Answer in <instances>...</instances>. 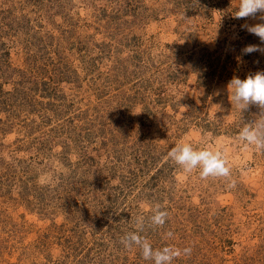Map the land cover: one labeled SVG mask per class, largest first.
Wrapping results in <instances>:
<instances>
[{
    "label": "rangeland",
    "instance_id": "374dc122",
    "mask_svg": "<svg viewBox=\"0 0 264 264\" xmlns=\"http://www.w3.org/2000/svg\"><path fill=\"white\" fill-rule=\"evenodd\" d=\"M239 5L0 0V264H153L121 237L157 203L166 223L141 235L191 247L173 264H264V151L238 139L264 109L228 93L264 71L247 30L264 13ZM185 142L231 178L184 173L168 152Z\"/></svg>",
    "mask_w": 264,
    "mask_h": 264
},
{
    "label": "clouds",
    "instance_id": "9594fccd",
    "mask_svg": "<svg viewBox=\"0 0 264 264\" xmlns=\"http://www.w3.org/2000/svg\"><path fill=\"white\" fill-rule=\"evenodd\" d=\"M258 12L264 13V0H240L236 17H255ZM247 30L264 42V24L250 26ZM243 51L245 54H251L262 50L255 45H249ZM228 93L231 105H235L241 112L246 110L250 104L258 105L264 109V71L248 75L243 80L234 77L228 84ZM238 139L245 149L254 147L257 151H264V119L245 124L238 134ZM168 157L181 166L186 174L199 168V175L202 179L209 177L231 178V167L223 152L213 150L211 146L196 149L190 143H180L171 148ZM228 186L234 187L235 182L231 181ZM151 213L150 217L146 218L140 215L136 218V231H129L121 237L124 247L127 249L139 248L143 258L152 261L153 264H173V261L181 255L190 256L191 247L180 249L174 246H165L154 249L151 242L141 235L145 230L146 223L161 227L166 223L168 212L159 203L151 206ZM166 236L172 238L174 233L168 231Z\"/></svg>",
    "mask_w": 264,
    "mask_h": 264
}]
</instances>
